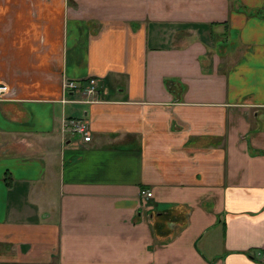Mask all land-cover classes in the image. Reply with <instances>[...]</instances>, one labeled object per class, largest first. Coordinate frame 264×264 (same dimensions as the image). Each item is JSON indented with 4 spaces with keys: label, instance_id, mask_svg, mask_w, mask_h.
Returning <instances> with one entry per match:
<instances>
[{
    "label": "crops",
    "instance_id": "0c3cea01",
    "mask_svg": "<svg viewBox=\"0 0 264 264\" xmlns=\"http://www.w3.org/2000/svg\"><path fill=\"white\" fill-rule=\"evenodd\" d=\"M0 84V264H264V0H0Z\"/></svg>",
    "mask_w": 264,
    "mask_h": 264
},
{
    "label": "built area",
    "instance_id": "2783aa9c",
    "mask_svg": "<svg viewBox=\"0 0 264 264\" xmlns=\"http://www.w3.org/2000/svg\"><path fill=\"white\" fill-rule=\"evenodd\" d=\"M63 86L67 89H71L77 86V83L73 80H67L63 83ZM97 82L95 78H90L88 86L86 87V92L88 94H93L96 90ZM7 91V86L5 84H0V99L4 97ZM66 130L68 129L72 134H76L83 140H89L90 134L87 129V124L82 119H70L66 123ZM147 196L151 195L150 191L145 192Z\"/></svg>",
    "mask_w": 264,
    "mask_h": 264
}]
</instances>
